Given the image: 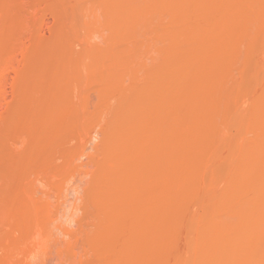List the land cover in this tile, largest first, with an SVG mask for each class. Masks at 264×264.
I'll use <instances>...</instances> for the list:
<instances>
[{
  "label": "rangeland",
  "instance_id": "rangeland-1",
  "mask_svg": "<svg viewBox=\"0 0 264 264\" xmlns=\"http://www.w3.org/2000/svg\"><path fill=\"white\" fill-rule=\"evenodd\" d=\"M263 148L264 0H0V264H264Z\"/></svg>",
  "mask_w": 264,
  "mask_h": 264
},
{
  "label": "bare ground",
  "instance_id": "bare-ground-1",
  "mask_svg": "<svg viewBox=\"0 0 264 264\" xmlns=\"http://www.w3.org/2000/svg\"><path fill=\"white\" fill-rule=\"evenodd\" d=\"M172 1V0H171ZM174 1V0H173ZM136 3V2H135ZM165 3V2H164ZM169 3V2H168ZM174 3V2H173ZM175 4V3H174ZM143 5V4H142ZM174 6V5H173ZM172 5H171V8L173 7ZM134 7V6H133ZM138 7V6H137ZM175 7V6H174ZM170 8V7H169ZM127 9V8H126ZM135 10V9H134ZM137 13V12H136ZM146 13V12H145ZM127 20H128V18H127ZM126 22V21H125ZM135 52V51H134ZM188 96H190V95H188ZM165 99V98H164ZM163 99V100H164ZM189 99H190V97H189ZM191 100V99H190ZM163 102V101H162ZM191 104V103H190ZM256 126V125H255ZM262 143V142H261ZM244 145H246V144H244ZM249 145V144H248ZM261 145V144H260ZM251 146V145H250ZM249 146V147H250ZM258 146V145H257ZM262 146V145H261ZM250 148H252V147H250ZM237 149V148H236ZM245 149L247 150V149H249L248 148V146H246L245 147ZM264 149V148H263ZM263 149H260V150H263ZM250 150V149H249ZM249 150H247V151H249ZM254 151V150H253ZM243 152H244V148H243ZM242 152V153H243ZM244 153H246V152H244ZM251 153H249V155H250ZM241 155V154H240ZM244 156V155H243ZM260 157H262V155L260 156ZM259 158V157H258ZM263 159L261 160L262 162H264V157H262ZM250 159V158H249ZM244 160V159H243ZM242 160V161H243ZM233 162H234V160H233ZM254 162H256V160L254 161ZM257 162H258V159H257ZM260 162V161H259ZM262 162H260V164L262 163ZM236 163H237V161H236ZM239 163V162H238ZM228 164V163H227ZM257 164V166H259L260 164H258V163H256ZM256 164L254 165L255 167H256ZM242 165H244V164H240V166H242ZM247 165V164H246ZM253 165V164H252ZM262 165V164H261ZM227 166V165H226ZM254 166H253V168H254ZM243 167L245 168L246 166H242V169H243ZM258 168V167H257ZM256 168V169H257ZM249 169V168H248ZM250 170V169H249ZM254 171V170H253ZM243 172V170H241V173ZM246 172V171H245ZM239 174V179H238V183L240 184V183H244L245 181H246V178L247 177H245L246 175H245V173L243 172L242 174ZM253 173V172H252ZM251 176V175H250ZM249 177V176H248ZM253 177V176H252ZM252 177H251V179H252ZM236 181V180H235ZM248 181V180H247ZM247 181H246V183H247ZM233 182V181H232ZM231 183V182H230ZM234 183H236V182H234ZM246 183H244V184H246ZM249 183V182H248ZM254 183V182H253ZM228 184V183H227ZM232 184V183H231ZM220 185H222V183L220 184ZM236 185V184H235ZM240 185H242V184H240ZM239 185V186H240ZM231 186H234L233 184L231 185ZM238 186V187H239ZM248 186V185H247ZM229 188V187H228ZM232 189H233V187H231ZM218 189V188H217ZM224 189H226V188H224ZM223 189V190H224ZM230 189V188H229ZM239 189V188H238ZM237 189V190H238ZM250 189V188H249ZM253 189V188H252ZM254 190V189H253ZM249 191L250 193L249 194H251V193H253L254 191ZM233 191V190H232ZM257 191V190H256ZM230 192L231 191H229V195H230ZM221 193V192H220ZM226 193V192H225ZM231 193H233V192H231ZM227 194V193H226ZM253 194H255V193H253ZM233 195V194H232ZM231 195V196H232ZM227 196V195H226ZM229 197V196H228ZM230 199V198H229ZM232 199H233V196H232ZM236 201H237V199H236ZM223 205V204H222ZM227 205V204H226ZM221 207H224V206H221ZM217 208H219V206L217 207ZM220 209V208H219ZM232 217V216H231ZM236 219V218H235ZM250 220V219H249ZM259 220H261V219H259ZM251 221V220H250ZM249 222V221H248ZM250 223V222H249ZM264 223V222H263ZM262 223V224H263ZM221 224V223H220ZM251 224H253L252 223V221H251ZM260 225H261V221H260ZM246 226V225H245ZM262 226V225H261ZM238 228V227H237ZM245 228V227H244ZM249 228V227H248ZM261 228V227H260ZM236 229V228H235ZM234 229V230H235ZM240 231H237V229L235 230V231H237V233L235 232V233H231V234H228V232L226 231V234H228V235H226L225 236V245L223 246V247H225L224 249H222L224 252L223 253H221V254H223L222 255V258H221V256H219L220 257V259H221V261L222 260H224V261H226V263H227V261H229V260H231V256H233V255H239L242 251H243V248L245 247L246 248V245H245V241H246V238L245 237H247L246 235H244V234H246V233H244V232H242V231H247V228H245L244 230H242L241 231V229L240 228H238ZM243 229V228H242ZM233 230V231H234ZM249 230V229H248ZM262 230V229H261ZM213 231V230H212ZM248 233V232H247ZM224 234H225V231H224ZM220 235V234H219ZM211 236V235H210ZM209 236V237H210ZM212 237H214V236H212ZM204 240V239H203ZM210 241V240H209ZM210 245V244H209ZM205 246V245H204ZM245 252V251H244ZM251 252H252V250H251ZM250 252V253H251ZM220 253V252H219ZM243 253V252H242ZM241 253V254H242ZM216 254V253H215ZM220 254V255H221ZM240 254V255H241ZM255 254V253H254ZM198 255V254H197ZM196 255V256H197ZM203 255V254H202ZM256 255V254H255ZM254 255V256H255ZM258 255V254H257ZM264 254H262V260H264V256H263ZM216 256V255H215ZM217 256V257H218ZM253 256V257H254ZM251 257V256H250ZM206 258V257H205ZM234 258V257H233ZM256 258V257H255ZM210 259H212V258H210ZM217 259H219V258H217ZM219 259V260H220ZM252 259H254V258H252ZM251 259V260H252ZM203 259H201V261L199 262V264H204V260L202 261ZM218 260V261H219ZM234 260V259H233ZM197 261V260H196ZM216 261V260H215ZM248 261H250V260H248ZM253 261H257V258H256V260H253ZM252 261V263H254ZM258 262H259V260H258ZM207 263V262H206ZM212 263H215V262H212ZM229 264H231V261L230 262H228ZM248 263V262H247ZM250 263V262H249ZM257 264V263H256ZM259 264V263H258Z\"/></svg>",
  "mask_w": 264,
  "mask_h": 264
}]
</instances>
